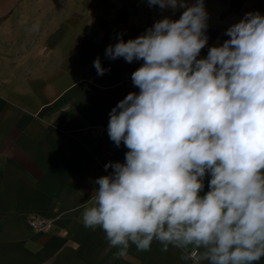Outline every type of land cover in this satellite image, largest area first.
Returning a JSON list of instances; mask_svg holds the SVG:
<instances>
[{
  "label": "clouds",
  "instance_id": "9594fccd",
  "mask_svg": "<svg viewBox=\"0 0 264 264\" xmlns=\"http://www.w3.org/2000/svg\"><path fill=\"white\" fill-rule=\"evenodd\" d=\"M146 2L183 11L105 49L109 60L142 61L131 74L139 91L109 113V139L127 151L95 179L82 223L104 232L114 259L156 241L192 264H256L264 258V15L246 13L201 57L204 0ZM93 66L98 76L110 71L99 57Z\"/></svg>",
  "mask_w": 264,
  "mask_h": 264
},
{
  "label": "crops",
  "instance_id": "0c3cea01",
  "mask_svg": "<svg viewBox=\"0 0 264 264\" xmlns=\"http://www.w3.org/2000/svg\"><path fill=\"white\" fill-rule=\"evenodd\" d=\"M204 2L212 46L246 13L264 15V0ZM182 11L146 0H0V264H192L156 241L114 259L104 232L82 223L95 179L112 171L104 164L123 162L127 151L109 139V113L139 91L131 74L142 61L109 60L105 49ZM97 57L110 69L102 77ZM33 215L51 219L53 230L34 231Z\"/></svg>",
  "mask_w": 264,
  "mask_h": 264
},
{
  "label": "built area",
  "instance_id": "2783aa9c",
  "mask_svg": "<svg viewBox=\"0 0 264 264\" xmlns=\"http://www.w3.org/2000/svg\"><path fill=\"white\" fill-rule=\"evenodd\" d=\"M211 46H212L211 41L208 40V46H206L205 49H203V51L205 53H207L208 47H211ZM96 74H97V72H96ZM100 77H102V76H100ZM105 164H108V163H105ZM28 225L34 231L40 232V233H48V232L52 231L54 228L53 221L51 219H48V218H46L44 216H40V215H33V216L29 217Z\"/></svg>",
  "mask_w": 264,
  "mask_h": 264
}]
</instances>
